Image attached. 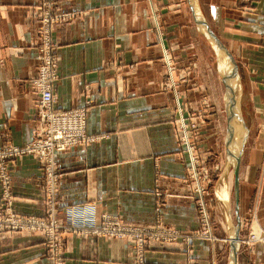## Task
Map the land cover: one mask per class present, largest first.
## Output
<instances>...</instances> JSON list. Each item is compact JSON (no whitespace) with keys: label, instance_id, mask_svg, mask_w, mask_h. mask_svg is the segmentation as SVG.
Segmentation results:
<instances>
[{"label":"crops","instance_id":"0c3cea01","mask_svg":"<svg viewBox=\"0 0 264 264\" xmlns=\"http://www.w3.org/2000/svg\"><path fill=\"white\" fill-rule=\"evenodd\" d=\"M197 3L238 68L236 104L248 138L239 186L243 238L264 231V0ZM54 4L53 14L65 17L52 30L59 67L54 94L61 109H87L89 137L58 157L59 219L84 223L109 214L127 227L179 233L176 241L152 242L144 264H231V237L238 223L235 197L231 213V201L222 205L216 196L226 174L216 186L206 185L218 239L200 238L195 235L201 226L196 184L178 136L177 96L186 105L185 115L187 110L206 114L196 138L203 164H219L222 172L227 168L226 86L215 79L218 86L213 87L209 41L189 0ZM41 5L42 0H0V148L28 143L38 124V95L30 80L38 72L33 51ZM167 59L175 66V82L186 76L174 87L167 86ZM12 164L13 210L44 216L47 172L32 155ZM132 242L131 237L69 228L63 233V264H136ZM0 264H51L45 238L0 232ZM237 264H264V244L248 247L240 241Z\"/></svg>","mask_w":264,"mask_h":264},{"label":"built area","instance_id":"2783aa9c","mask_svg":"<svg viewBox=\"0 0 264 264\" xmlns=\"http://www.w3.org/2000/svg\"><path fill=\"white\" fill-rule=\"evenodd\" d=\"M54 0H42L41 27L39 42L33 51L38 61L37 75L30 80L36 91V113L38 124L33 131L32 139L23 145L8 144L0 148V232L41 233L50 252L51 264H63V233L73 228L80 233L103 234L105 236L131 237L137 263L144 264L145 251L152 242L176 241L179 233L169 228L127 227L120 219L104 214L99 221L85 220L84 223H64L58 213L57 202L58 157L73 147L87 143V109L73 107L61 109L57 105L54 86L58 80V57L52 30L65 17L54 15ZM169 87H174L175 66L167 59ZM182 78V77H181ZM183 79V78H182ZM179 108H181L179 101ZM181 111V109H180ZM179 111V112H180ZM203 122V121H202ZM201 122V123H202ZM201 123H190L185 115L177 118L178 136L186 152L188 173L195 182L194 193L201 226L195 235L205 239H216L207 208L206 193L209 181V170L203 164L198 153L196 131ZM23 155H32L39 166L47 172V210L44 216L22 215L13 210L12 172L13 161ZM245 244L258 242L264 244V231H252Z\"/></svg>","mask_w":264,"mask_h":264},{"label":"water","instance_id":"95a60500","mask_svg":"<svg viewBox=\"0 0 264 264\" xmlns=\"http://www.w3.org/2000/svg\"><path fill=\"white\" fill-rule=\"evenodd\" d=\"M192 12L195 17V21L203 33L210 39L213 46L215 45L224 55L229 58L231 70L227 74H223V80L226 86V109H227V138L226 145L228 155L231 158L233 174H234V197L236 202V215L238 223L234 227V234L231 237V264H237V257L240 249L241 241V217L239 214V191H240V168L242 160V148L237 144L235 136V98H234V84L238 78V68L236 60L227 48L225 43L220 39L215 31L210 27L206 19L203 17L197 0H189Z\"/></svg>","mask_w":264,"mask_h":264},{"label":"rangeland","instance_id":"374dc122","mask_svg":"<svg viewBox=\"0 0 264 264\" xmlns=\"http://www.w3.org/2000/svg\"><path fill=\"white\" fill-rule=\"evenodd\" d=\"M42 6V5H41ZM203 37L205 38V39H207V41H209V45H210V53H209V56H210V70H211V78L213 79H211V82H213L212 84H213V87H216L217 88V86L219 85V83H223V74H224V69L222 68V67H224V59H223V56H222V54L220 53V51L217 49V48H215L214 46H213V44H212V42L210 41V39L203 33ZM39 39H40V37H39ZM37 45H38V43H37ZM215 75H216V78H215ZM184 79V78H186V76L185 75H182V76H180V80H183L182 78ZM215 79H218V85L216 84L215 85V83H214V81H215ZM179 80V81H180ZM178 81V82H179ZM167 83V82H166ZM168 85L170 84L169 83V80H168V83H167ZM224 84V83H223ZM222 84V88L224 87V85ZM167 85V86H168ZM239 86H240V81H239V79H237L236 81H235V84H234V98H235V111H236V117H235V121H234V123H235V131L237 130V132H235L236 134V141H237V144H241V148H242V152H243V149H244V147L246 146V144H248L246 141H248V138H247V140H246V128L244 127V123H243V121H244V116H243V114L242 115H240V113H239V110H238V104H236V98H237V95H238V93H239ZM238 99V98H237ZM177 106L179 105V101H182L181 100V97H178L177 96ZM238 101V100H237ZM238 103V102H237ZM180 105H181V108H178V110L180 111V109H181V111H180V114H183V115H185V112H182V107L184 108H186V105L184 104L183 105V101L180 103ZM226 111H227V109H226ZM243 113V112H242ZM185 117H186V120L187 121H189L190 123H201L202 121V123H204V121L206 120V114L205 113H200V112H197V111H191V112H189L188 110H187V114L185 115ZM250 119V118H249ZM176 123H177V120H176ZM241 123H242V127H240V125H241ZM201 125V124H200ZM199 128L200 127H198V129H197V131L199 130ZM197 131H196V133H197ZM197 137H198V134H197ZM246 143V144H245ZM245 145V146H244ZM183 156H184V158H185V154H186V152L184 151V149H183ZM186 159V158H185ZM207 168H208V170H209V177H210V179H209V181L207 182V183H209L211 186L212 185H214V186H216V184L219 182V181H221L222 179L221 178H224V176H226L229 172H230V175H232V173H231V171H233V168H231L232 167V162H231V158L230 157H228V159H227V162H226V167L227 168H225V170H224V172H222V170H221V166L219 165V164H214V165H212V167H209V166H206ZM229 170V171H228ZM228 172V173H227ZM226 174V175H224V174ZM222 174L224 175L223 177H222ZM233 177H231V179H232ZM231 182H232V180H231ZM221 183V182H220ZM219 183V184H220ZM218 184V185H219ZM218 187V186H217ZM217 187H216V196H218V189H217ZM232 188H231V199H230V201H231V206H230V212L232 213L233 212V210H234V207H235V202H234V194H233V184H232V186H231ZM208 195V194H207ZM218 198V197H217ZM207 202V201H206ZM230 203V202H229ZM207 208H208V212H209V216H210V220H211V224L213 225V223H212V211H211V209H210V207H209V205H208V203H207ZM213 227V226H212ZM213 232V235L215 236V238L216 239H218V236L214 233V231H212ZM252 232V231H251ZM250 232V233H251ZM249 233V234H250ZM249 234L246 236V237H243V238H241V242H242V244L245 246L246 244V242H244V238H247L248 236H249ZM205 239V238H204ZM255 244H258V242H254V243H250L249 244V246L248 247H252V246H254Z\"/></svg>","mask_w":264,"mask_h":264},{"label":"bare ground","instance_id":"6f19581e","mask_svg":"<svg viewBox=\"0 0 264 264\" xmlns=\"http://www.w3.org/2000/svg\"><path fill=\"white\" fill-rule=\"evenodd\" d=\"M214 47L217 48L215 45H214ZM220 53L222 54L223 59H224V67H223L224 74H227L231 70L230 61H229V58L226 55H224L221 51H220ZM236 132H237V130H236ZM231 173H232V175L230 176V173H229L227 178L225 176L226 180L221 181V183L217 187L218 193H219L218 194V200L221 202L222 205L227 204L231 198V188H232L231 186L233 184V178L231 179V177H233V171H231ZM231 180H232V182H231Z\"/></svg>","mask_w":264,"mask_h":264}]
</instances>
